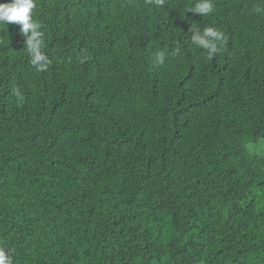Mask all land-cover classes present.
<instances>
[{
  "label": "trees",
  "instance_id": "16d2710c",
  "mask_svg": "<svg viewBox=\"0 0 264 264\" xmlns=\"http://www.w3.org/2000/svg\"><path fill=\"white\" fill-rule=\"evenodd\" d=\"M199 2L36 0L44 72L0 25L12 264H264V0Z\"/></svg>",
  "mask_w": 264,
  "mask_h": 264
},
{
  "label": "clouds",
  "instance_id": "9594fccd",
  "mask_svg": "<svg viewBox=\"0 0 264 264\" xmlns=\"http://www.w3.org/2000/svg\"><path fill=\"white\" fill-rule=\"evenodd\" d=\"M162 4L163 0H156ZM36 7V0H10L9 3H0V25H19V32L25 38L24 45L30 56V64L36 71L48 70L51 63L49 57L42 51L43 33L41 25L33 19V9ZM213 10L211 0H201L194 8V13L206 15ZM223 40V34L215 29L206 28L201 32L199 28H192L191 42L206 50L209 58L217 52V42ZM158 64H163L165 55H157ZM0 264H12L11 256L6 249L0 248Z\"/></svg>",
  "mask_w": 264,
  "mask_h": 264
},
{
  "label": "rangeland",
  "instance_id": "374dc122",
  "mask_svg": "<svg viewBox=\"0 0 264 264\" xmlns=\"http://www.w3.org/2000/svg\"><path fill=\"white\" fill-rule=\"evenodd\" d=\"M264 143V142H261ZM256 157L259 160L263 170H264V145H261L260 149L256 152Z\"/></svg>",
  "mask_w": 264,
  "mask_h": 264
}]
</instances>
